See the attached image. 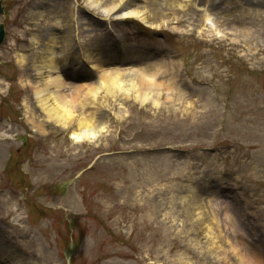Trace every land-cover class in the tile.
Wrapping results in <instances>:
<instances>
[{
	"label": "rangeland",
	"instance_id": "374dc122",
	"mask_svg": "<svg viewBox=\"0 0 264 264\" xmlns=\"http://www.w3.org/2000/svg\"><path fill=\"white\" fill-rule=\"evenodd\" d=\"M1 1L0 244L17 262L264 259V0H78L77 20L66 0ZM125 9L142 11L148 29L118 19ZM70 25L78 41L63 33L51 43ZM122 42L132 58L111 62L134 68L154 53L178 63L147 81L159 106L153 92L142 103L136 85L129 95L103 87L84 108L69 104L68 125L49 121L29 85L53 74L43 58L61 70L80 50L91 64V47L108 53ZM173 78L181 92L159 87ZM87 118L104 131L76 142Z\"/></svg>",
	"mask_w": 264,
	"mask_h": 264
},
{
	"label": "bare ground",
	"instance_id": "6f19581e",
	"mask_svg": "<svg viewBox=\"0 0 264 264\" xmlns=\"http://www.w3.org/2000/svg\"><path fill=\"white\" fill-rule=\"evenodd\" d=\"M97 1V0H96ZM126 1V0H123ZM122 2V0H121ZM91 4H95L93 0H90ZM116 3V2H115ZM128 3V2H127ZM125 3V4H127ZM129 4V3H128ZM123 16H133L138 17L142 21L146 22L144 13L137 9L129 10L122 14ZM205 21L207 24L212 25V16L210 13L206 14ZM147 23V22H146ZM69 34V29H67ZM51 43H56L57 38L53 37L50 39ZM43 64L41 65L42 68L44 66L49 67L50 69H54L53 74L49 75L48 79H46L42 83H31L29 85L33 88V91L36 95L37 102L39 106L47 113L49 121H53L56 124L61 125H68L70 120L72 119L71 109L69 108V104L77 103L81 101L82 108L85 107L84 103L89 101V99H96L100 96V92L102 88H108L110 90H117L121 88H125V92L127 95L130 94V88H126L129 86H137V91L140 95L142 103H146L153 98H151V92L155 95V104L159 106L160 95L159 90H153L149 87V82L147 81H154L158 79V76L164 74L168 70V65H171L177 69L178 63L176 61H172L167 63L166 59L164 61H156L155 64H152L148 67H141L139 69V75L141 79L135 80L134 77L129 76L128 73L125 72L124 68L119 67H108L103 68L100 70V77H99V84L97 83V87H89L86 85V82H72L69 80H65L63 74H61L60 70L56 65V60L53 57H46L43 58L41 61ZM40 68V71L43 69ZM39 70V67H38ZM37 71V70H36ZM131 71V70H130ZM60 72V73H59ZM128 75V76H127ZM178 76V73H177ZM134 79V80H133ZM173 78L169 83H164L161 80L157 83L162 87L166 85L169 90L181 92L180 87L177 86L176 80ZM127 85V86H126ZM69 88H73V92H67ZM83 92V94H81ZM87 104V103H85ZM78 125L80 127L79 132H77L74 137L77 140L76 142H82L85 139H97L100 136L101 132L104 131V127L93 121V119L87 118L86 120H79ZM1 238V236H0ZM17 257L16 251L11 247V245L6 246L0 244V262H4L8 260L10 264H20L17 262L15 258ZM244 258V257H243ZM241 264H264V259L260 256L258 257H246L242 259Z\"/></svg>",
	"mask_w": 264,
	"mask_h": 264
},
{
	"label": "water",
	"instance_id": "95a60500",
	"mask_svg": "<svg viewBox=\"0 0 264 264\" xmlns=\"http://www.w3.org/2000/svg\"><path fill=\"white\" fill-rule=\"evenodd\" d=\"M2 3L0 2V13L2 12ZM5 31L3 25H0V44L4 41Z\"/></svg>",
	"mask_w": 264,
	"mask_h": 264
}]
</instances>
